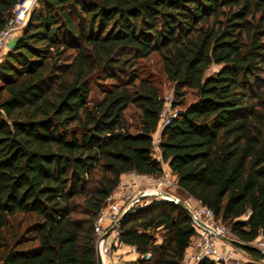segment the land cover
Returning <instances> with one entry per match:
<instances>
[{
    "label": "trees",
    "instance_id": "obj_1",
    "mask_svg": "<svg viewBox=\"0 0 264 264\" xmlns=\"http://www.w3.org/2000/svg\"><path fill=\"white\" fill-rule=\"evenodd\" d=\"M162 161L264 264V0H39L0 62V264H97L107 197ZM195 233L169 199L126 213V264H181Z\"/></svg>",
    "mask_w": 264,
    "mask_h": 264
},
{
    "label": "built area",
    "instance_id": "obj_2",
    "mask_svg": "<svg viewBox=\"0 0 264 264\" xmlns=\"http://www.w3.org/2000/svg\"><path fill=\"white\" fill-rule=\"evenodd\" d=\"M38 3L39 0H19L15 5L6 26L0 30V62L9 49L11 41L17 39ZM168 106L171 108V99ZM168 106L161 113L159 124L162 127L177 114V111L172 108L173 111L167 114ZM159 140L160 137L154 140L155 149L159 147ZM131 173L133 174L132 182L122 184L121 179L116 190L107 197L106 204L97 215L93 225L96 255L97 258L98 256L101 257L103 264H124L125 262L124 247L127 244L120 239L122 217L140 207L159 203L163 199L170 200L169 195L173 194L167 192V189L180 187L172 170H165L159 176ZM184 202L192 209L190 215L196 226V233L191 240V250L187 254L185 253L181 264H199L205 259L213 260L217 264H228L230 260H235V264H244L238 260L237 250L228 249L224 251L220 247L219 241L221 239L227 240V236L231 237L228 235L230 230L215 218L213 211L201 202L197 206H192L188 200ZM256 242L257 247L264 252V234L259 236ZM131 248L136 250L134 246ZM144 256L149 258L150 254L146 253ZM188 257L192 259L191 263L188 262Z\"/></svg>",
    "mask_w": 264,
    "mask_h": 264
},
{
    "label": "rangeland",
    "instance_id": "obj_3",
    "mask_svg": "<svg viewBox=\"0 0 264 264\" xmlns=\"http://www.w3.org/2000/svg\"><path fill=\"white\" fill-rule=\"evenodd\" d=\"M7 50H9V49H7ZM6 52H7V51H6ZM217 69H218L217 66H213L212 68H210L209 70L206 71L205 75L208 76V75L214 73ZM162 95H163V96L165 97V99H166V106H168V105H169V101H170V99L173 98V87H172V84H170V83L167 82V81H164V82L162 83ZM167 109H168V113H167V114H169V113H171V111H173L171 108H169V106H168ZM131 113H132V109H131V111H129V112L127 113L128 116H129ZM161 127H162V126H161ZM153 135H154V134H153ZM155 154L158 155L156 149H155ZM144 190L146 191L147 189H144ZM142 191H143V190H142ZM142 191H141V192H142ZM167 192H169V193L175 195L176 197L180 198L182 201H186V197H185V195L183 194L182 190H181L180 188H178V187H175V188H174V187H173V188H169V189H167ZM164 200H166V199H164ZM228 235L231 236L232 238H235V236H234L231 232H229ZM157 237H158V238H157L158 240H161L162 235H161L160 233H158V234H157ZM250 244H251V245H254V246L257 247V242H256V240L253 241V242H251ZM219 245H220V247L222 248V250H224V251H226V250H228V249H235V250H237L238 254H236V256L238 257V260H239L240 262H242V263L245 261L244 259L247 257L246 253L243 252V250H242L241 248L235 246L232 242L221 239V240L219 241ZM132 252H134V249H131V250H130V249H127V247H124V256L127 255L128 253H132ZM134 253H135V252H134ZM137 253H138V252H137ZM138 255H139V254H138ZM137 257H138V256H137ZM126 263H127V262L125 261L124 264H126ZM228 264H235V260H230V261L228 262Z\"/></svg>",
    "mask_w": 264,
    "mask_h": 264
},
{
    "label": "crops",
    "instance_id": "obj_4",
    "mask_svg": "<svg viewBox=\"0 0 264 264\" xmlns=\"http://www.w3.org/2000/svg\"><path fill=\"white\" fill-rule=\"evenodd\" d=\"M15 41H16V40L11 41V43H10L11 45H10L9 48H11V47L15 44ZM162 129H163V127H161V124H159L157 131H156V132L154 133V135H153L154 140H157V139L160 137V134H161ZM156 151H157L158 155H156L155 153H154V155H155L158 159H161V150H160V148L157 147V148H156ZM162 167H163L164 171H165V170H171L170 167H169V165H168V163L163 162V161H162ZM132 177H133V174H132L131 172H128V173L123 174V175H122V182H121V183H122V184L131 183L132 180H133ZM179 188H180V187H179ZM180 189L182 190L183 194L185 195L186 200H188L189 203H190L192 206H197L198 204H200V201H199V200H197L196 198H194L193 196H191L190 194H188V193H187L185 190H183L182 188H180ZM125 247H127V249H130V250L133 249V248H131L130 245H127V246H125ZM190 250H191V246L188 247V249H187V251H186V254H187L188 252H190ZM242 250H243V249H242ZM134 252H135V253H134ZM134 252H132V253H128L127 255L124 256V259H125L126 262L131 261V260L135 259V258L138 256L137 251L134 250ZM243 252H245V251L243 250ZM245 253H246L247 257L244 259L245 261H244L243 263H245V262H247V261L250 260V257H249V255H248V253H247V252H245ZM187 260H188L189 263L192 262V259H191L190 257H188ZM241 263H242V262H241Z\"/></svg>",
    "mask_w": 264,
    "mask_h": 264
},
{
    "label": "water",
    "instance_id": "obj_5",
    "mask_svg": "<svg viewBox=\"0 0 264 264\" xmlns=\"http://www.w3.org/2000/svg\"><path fill=\"white\" fill-rule=\"evenodd\" d=\"M171 197L170 200L175 201L176 204H178L180 207H182L183 209H185L187 212L192 213V209L184 202L182 201L180 198L173 196V195H169ZM226 239L232 243H234L236 241V239L232 238V237H226ZM245 245H249L250 244H245ZM254 246V245H251ZM97 264H103L102 259L100 256H98L97 258Z\"/></svg>",
    "mask_w": 264,
    "mask_h": 264
}]
</instances>
